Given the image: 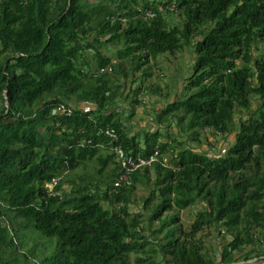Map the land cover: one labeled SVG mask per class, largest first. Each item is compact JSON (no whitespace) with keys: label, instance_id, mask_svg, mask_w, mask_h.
Instances as JSON below:
<instances>
[{"label":"trees","instance_id":"trees-1","mask_svg":"<svg viewBox=\"0 0 264 264\" xmlns=\"http://www.w3.org/2000/svg\"><path fill=\"white\" fill-rule=\"evenodd\" d=\"M262 45L264 0H0V264H129L131 255L134 264H240L262 256ZM190 46L182 95L157 110L160 127L139 140L116 110L118 82H135L137 72L142 82L150 76L143 65ZM113 47V57L103 53ZM60 105L70 114L55 113ZM173 121L194 140L199 130L234 139L210 157L169 133ZM117 143L157 159L109 193L121 172ZM89 162L92 175L78 174ZM52 179L61 198L47 193ZM138 185L148 189L145 213L129 211ZM196 204L184 228L179 212ZM210 227L231 237L219 261L199 236Z\"/></svg>","mask_w":264,"mask_h":264},{"label":"rangeland","instance_id":"rangeland-1","mask_svg":"<svg viewBox=\"0 0 264 264\" xmlns=\"http://www.w3.org/2000/svg\"><path fill=\"white\" fill-rule=\"evenodd\" d=\"M179 20L176 14L168 16V21L171 25L177 24ZM197 40H200V37L195 39V41ZM259 49V52L264 51V46H259ZM115 51V47H113L103 50V53L113 57ZM257 53L255 52L254 55ZM194 58L193 47H186L175 54L159 56L156 60H150L148 64L143 65L141 69L149 67L150 76L142 82L138 79L141 72L135 73V82H132L131 78L120 79L118 83L122 85V94L116 110L121 114V118L128 126L131 135L138 134V138L141 140V133L144 131H154L160 127L155 122L156 112L169 101L175 100L182 95L186 79L192 73ZM139 86L140 92L135 96L134 90ZM134 99L137 100V103L132 102ZM242 116L244 115L237 113L235 115V122L238 123ZM167 129L185 147L200 153H206L210 157L223 155L234 139V134L221 136L209 130H199V135L194 140L191 132L181 131L175 121ZM94 166L93 162H89L86 166L80 168L77 173L87 174L88 176L92 175L93 171L91 167ZM64 190H69V187L65 186ZM147 195L148 189L145 186L138 185L129 197V211L131 213H145L142 209V199ZM104 206L110 207L107 204H104ZM201 208L202 204H196L179 212L180 222L184 228H187L192 223L196 212ZM199 236L202 238L210 254L216 256L217 261L220 259L219 254L222 246L231 240L230 235H226L222 228L218 230L216 227L205 229ZM152 247L154 246L152 245ZM250 248L244 247L241 253L247 252ZM129 264H134L133 255L130 256Z\"/></svg>","mask_w":264,"mask_h":264},{"label":"built area","instance_id":"built-area-1","mask_svg":"<svg viewBox=\"0 0 264 264\" xmlns=\"http://www.w3.org/2000/svg\"><path fill=\"white\" fill-rule=\"evenodd\" d=\"M155 16V12L152 10H146L144 12V17L151 19ZM92 108V104L86 103L82 105V109L87 112ZM55 113H65L67 115L70 114L71 110L67 108L65 105H60L55 111ZM104 134L108 136L113 141H118V136L115 132L110 129H106ZM113 152L117 158V161L120 165L121 172L118 174L111 190L109 193H117L122 188L129 187L131 183V174L136 170L141 169L146 166H150L156 159L157 153L149 156L148 158H143L140 154L133 155L131 153H127L121 144H116L113 146ZM161 164L166 166V159L163 158L161 160ZM58 179H52L45 185L47 193L51 196H57L61 198V195L58 192L54 191L56 187ZM263 255L260 257H255L246 262H241L240 264H264V247H263Z\"/></svg>","mask_w":264,"mask_h":264}]
</instances>
